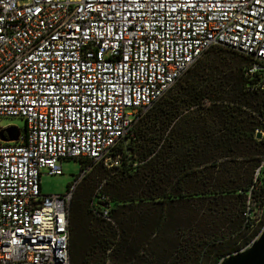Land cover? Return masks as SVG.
<instances>
[{"label": "built area", "instance_id": "obj_1", "mask_svg": "<svg viewBox=\"0 0 264 264\" xmlns=\"http://www.w3.org/2000/svg\"><path fill=\"white\" fill-rule=\"evenodd\" d=\"M216 48L248 60L264 140V0H0V119L26 122L0 128L19 131L0 138V264H72L78 185L100 164L118 166L114 148ZM71 159L84 165L68 192L43 194L42 171L61 175ZM263 169L264 150L256 178ZM99 216L113 223L108 207Z\"/></svg>", "mask_w": 264, "mask_h": 264}, {"label": "trees", "instance_id": "obj_2", "mask_svg": "<svg viewBox=\"0 0 264 264\" xmlns=\"http://www.w3.org/2000/svg\"><path fill=\"white\" fill-rule=\"evenodd\" d=\"M219 60L217 75L195 71L142 117L112 152L119 165L100 164L107 173L93 198L73 197L72 264H87L85 250L103 243L121 264H220L258 233L244 214L264 215V171L254 175L264 140L249 112L263 98L245 91L244 56L230 50ZM105 206L113 223L99 216ZM94 219L120 229L115 241Z\"/></svg>", "mask_w": 264, "mask_h": 264}, {"label": "rangeland", "instance_id": "obj_3", "mask_svg": "<svg viewBox=\"0 0 264 264\" xmlns=\"http://www.w3.org/2000/svg\"><path fill=\"white\" fill-rule=\"evenodd\" d=\"M227 52H230V50L226 48H216L211 52H209L208 54H206L199 62H197L194 65V67L190 71H188L183 76V80L181 82H177V84L174 86V89H176L179 86V84L183 83L186 80V78L190 77L192 74H195V71H197L196 74L200 72L201 74L204 75L207 74V78H210L211 75L213 76L215 74L217 75L218 73H216L214 67L220 65L219 57L223 56V54H226ZM169 92L166 95H168ZM10 126L16 127L24 131L26 128V122L24 119L21 118L0 119V128H7ZM59 164L62 166L63 169V174L61 175L50 176L47 175L45 171H42L43 176L41 179V190L43 194L63 195L66 192H68L71 184H73L76 181V179L81 175L82 164L80 160H75V159L64 160L62 162H59ZM245 168L246 166H244V169ZM244 169H242L241 171L244 172ZM106 173L107 170H105V168H103L102 165H98L78 185L73 197H75L76 194H79L80 192H85V193L88 192L91 193L93 198L96 195L98 188L101 186L102 182L104 181L105 179L104 176ZM246 174L249 176V178H253L255 175V174L253 175V170L250 169L247 170ZM232 202L233 204L230 205L231 208L235 204L234 201ZM111 207H114L113 202H111ZM231 214L233 215V213ZM94 222H98L99 225L104 228L105 232L103 233V236L104 238H108L110 242L115 241V238H117L118 234H120V229L118 227H112L111 225L96 219H94ZM254 222H255V228L258 229V233L252 238V240L247 244V246L250 245L257 238V236L262 232L264 228V215L261 210L256 213V219L254 220ZM104 245L105 243L100 245L99 248H93V250L91 251L89 249L85 250L86 252H90L92 256L87 257V259L84 258L83 261L87 262V264H121L122 263L121 260L118 259L115 260L112 257L113 250L112 248H110V246L112 245L108 244V246L106 247H104Z\"/></svg>", "mask_w": 264, "mask_h": 264}, {"label": "water", "instance_id": "obj_4", "mask_svg": "<svg viewBox=\"0 0 264 264\" xmlns=\"http://www.w3.org/2000/svg\"><path fill=\"white\" fill-rule=\"evenodd\" d=\"M4 132L8 135V141L15 142L18 140L19 131L16 128H10L0 133L1 140L7 141ZM257 138H260V136H257ZM220 264H264V228L259 238L250 248L226 257Z\"/></svg>", "mask_w": 264, "mask_h": 264}]
</instances>
